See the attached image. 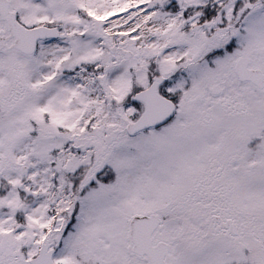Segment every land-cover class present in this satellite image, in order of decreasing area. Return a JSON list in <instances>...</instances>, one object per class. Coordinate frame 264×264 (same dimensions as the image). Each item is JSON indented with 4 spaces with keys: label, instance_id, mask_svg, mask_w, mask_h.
Wrapping results in <instances>:
<instances>
[{
    "label": "snow or ice",
    "instance_id": "6c2138e0",
    "mask_svg": "<svg viewBox=\"0 0 264 264\" xmlns=\"http://www.w3.org/2000/svg\"><path fill=\"white\" fill-rule=\"evenodd\" d=\"M0 264H264V0H0Z\"/></svg>",
    "mask_w": 264,
    "mask_h": 264
}]
</instances>
